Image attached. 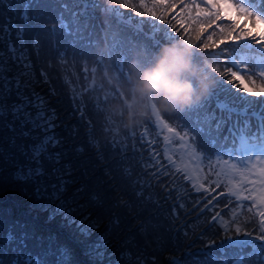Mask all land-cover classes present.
Wrapping results in <instances>:
<instances>
[{"label": "trees", "instance_id": "obj_1", "mask_svg": "<svg viewBox=\"0 0 264 264\" xmlns=\"http://www.w3.org/2000/svg\"><path fill=\"white\" fill-rule=\"evenodd\" d=\"M84 1L7 0V4L0 2V35L5 37L0 41V53L4 54L7 61L5 65L0 66L11 69L8 72L10 78L19 70L30 72L33 80L30 91L34 89L42 95L48 107L55 110L57 114L55 133L63 143L53 151L65 153L59 166L62 169L66 166L70 170V174L64 177L69 183L61 199L74 209L64 215L58 211L57 202L37 197L38 186L57 183L51 175L38 180L20 178L26 173L30 164L29 146L36 141L19 135L22 131L19 121H13L11 115L6 118L0 117V264H12L19 248L22 249V254L19 256H36L40 264H53V251L58 245H67L72 249L74 264H94L92 258L88 261L81 256L86 254V251L84 244L80 242L78 221L85 216L88 217V224L95 222L99 225L94 229L90 240L95 241L103 236L109 241L107 250L113 248L110 261L117 260L118 264H121V253L131 250L138 255L145 252L140 255L144 259V264H188L194 257L187 260L184 250L173 249V236L167 225L166 212L159 211L153 203L145 205L141 210L144 204L138 201L142 198L146 200L149 197L156 198V194L154 192L149 194L147 191L141 196L133 194V184L127 176L132 171L137 172L140 169L137 162L132 159L135 153L122 145L105 146V142L110 141L115 133L107 138L102 135L104 131L101 123L102 113L97 110L96 101H93V95L89 93L90 83L84 77L83 62L79 60L81 53L88 51L93 61L99 60L98 48L102 46V30L108 27H112L122 35L124 39L122 47L125 50L143 48L151 52L162 45L161 39L166 43L171 41L164 39L162 26L157 28L145 22L153 20L147 12H140L143 13L142 15L137 13L140 14L143 30H139L141 35L137 33L133 35L130 31L132 27L128 26L125 20L129 10L122 7L123 0H91L98 4L92 14L79 11V2L84 3ZM108 5L118 6L123 11L124 16L121 17L124 20L109 13L110 11L105 7ZM25 11L28 14L27 20L23 18ZM134 19H137V16ZM90 21L95 24L94 30L87 29V25L84 26ZM201 22L207 23L204 18ZM54 25L58 28L57 34L51 32L47 36L43 30L49 28L51 31ZM155 25L158 24L155 22ZM5 26L9 28L10 36L4 32ZM197 27L198 25L189 29L187 33L176 29L178 40L189 41L194 45ZM20 29H23V35L22 38H17ZM154 29L155 31L151 32ZM198 43L199 41L196 45ZM10 44L19 50L15 55H19L20 52L26 54V63L31 64L30 69L23 68V65L11 59L13 52L9 51ZM202 44L203 42L200 45ZM230 47L224 45L226 50ZM198 48L203 49L200 46ZM203 55L195 53V59L198 62L209 63L211 76L216 71L212 69V63ZM73 68L78 69L82 74L81 83L85 89L87 109L83 107V103L74 91L75 78L67 75L66 70L72 73ZM222 73L220 70L216 75ZM238 88L244 96L241 104L248 108L264 106L263 92L259 91V95L255 94L257 91L247 93L240 84ZM70 90L74 91L73 95L70 94ZM231 101L235 102L238 99L231 98ZM204 105L197 100L170 113L175 115L177 112L176 121L183 122L193 130L195 144L212 153L213 148L221 145L223 139H215L203 123L207 117L202 109ZM90 124L92 137L88 135ZM29 128L30 125H26L23 130ZM202 133L203 138L200 137ZM36 134L33 132V135ZM124 134L127 135V132ZM92 138L101 144L99 150L91 145ZM45 166L50 174L52 165L46 162ZM47 190L49 193L52 191L50 187ZM97 193L100 195L93 200V195ZM158 197L161 198L160 195ZM120 201H125L127 207ZM138 210L141 211L138 213ZM139 219H144L145 222L138 225ZM117 220L119 223H115ZM9 236L13 238L9 239ZM176 236L181 239L182 230H179ZM92 237L94 238L91 239ZM127 241L131 243H126ZM170 252L176 255L175 260L170 257Z\"/></svg>", "mask_w": 264, "mask_h": 264}, {"label": "snow or ice", "instance_id": "obj_2", "mask_svg": "<svg viewBox=\"0 0 264 264\" xmlns=\"http://www.w3.org/2000/svg\"><path fill=\"white\" fill-rule=\"evenodd\" d=\"M7 4V0H0ZM205 0H201L204 3ZM155 5H159L162 8H174L175 4H168L167 0H154ZM207 9L202 8L200 3H196L194 7L196 8L195 16L188 12L187 20L184 18V14L181 13L180 16L176 17L179 21V27L184 32L189 31V26L198 25L196 28L195 39L200 40L201 34L207 31V28L211 27L216 21L223 20L225 17L231 20L230 29L226 30L222 26H217L221 35H225L227 38L232 39L233 42L240 41L242 38L251 37L258 44L264 45V33H257L249 30L244 25L239 24V17L244 15L246 17H254L253 26L256 22L264 23V0H240L239 5L230 3L229 0H206ZM122 7L128 9L134 7L133 4L124 0ZM140 9L147 8V14L149 17H155L156 19H162V16L157 17L156 12L153 8H148L144 0H140L138 5ZM221 12L225 13V16H221ZM235 12V18L228 17L227 14ZM141 15L143 13H140ZM130 15V14H128ZM23 18L27 20V11L24 12ZM204 18L207 24L201 22ZM146 23L153 24L154 27H159L155 25V20L145 21ZM247 24V20L244 22ZM165 31L167 29L165 28ZM4 32L11 35L10 30L7 26L4 27ZM235 32L236 35L232 36ZM23 29H20L17 33V38H22ZM171 36V33H168ZM5 37L0 35V41L4 40ZM173 40H178L179 37H172ZM213 41V35L209 34L206 40L200 45L203 49H209L215 47V43H210ZM225 41L220 40L219 43L223 44ZM189 46L196 48L189 41H185ZM9 51L13 52L11 59L17 64L23 65V68H31L30 63H26V54L20 52L19 55H15L18 49H15L9 45ZM7 61L4 58V54L0 53V65H5ZM102 63V61H98ZM116 72L120 76L125 75V62L121 61L118 65L113 66ZM10 68H0V117H7L11 115L13 121H19L21 132L19 135L23 137H30L33 141H36L33 145H30L31 155L29 156L30 164L27 167L26 173L20 176L21 179H36L51 175L52 178L57 180V183H52L48 186H38L36 188V195L41 199H48L52 202L58 203V211L67 215L74 209L71 206H67V202L61 199L63 193L66 190V185L69 183L64 177L70 174V170L65 166L63 169L59 166L62 157L65 155L62 151H53L58 147L62 146L63 141L55 133V128L57 127L55 121L57 120V114L55 110L48 107L45 98L37 93L34 89L30 91L33 80L31 78L30 72H25L23 70L17 71L11 78L8 75ZM214 71H220V69L214 68ZM230 74L236 81H240L241 85L244 86L245 91L248 90L247 86L244 85L243 77L238 75L237 71L231 69L223 70ZM264 77V73L260 74ZM47 79V77H45ZM97 86H94L91 91H95ZM252 87L257 88L255 81H252ZM264 87V86H261ZM259 95L260 92L255 93ZM15 97V99H13ZM106 98L103 97V100ZM97 110H102V104L97 103ZM155 117L156 122L163 128L168 129L169 132L173 130L169 128V125L161 120L160 113L153 107L151 113ZM111 123V122H109ZM26 125H30L29 130H23ZM11 127V125H9ZM89 137H92L91 124L89 125ZM15 130V129H13ZM109 133L116 132L117 129L109 127L107 129ZM36 132V135H33ZM136 135V133H133ZM168 137H165V141H168ZM183 141L184 137H180ZM140 140H144V135H140ZM13 145L15 141L13 140ZM91 145L94 148L100 149L101 144L97 142L95 138L90 140ZM116 147L115 137L113 140L106 141L105 146ZM184 147V145H181ZM21 151H23V146H21ZM78 151H83V149H78ZM27 155V153H25ZM192 155H195L193 152ZM170 160L171 157H168ZM46 162L52 165L51 173L49 174L45 164ZM157 165H160L159 160H155ZM163 167L162 165H160ZM198 172L199 169L189 171L185 169L188 178L193 181V187L195 191L200 192L201 189L205 193L209 192V189L204 188V185L199 183V178L192 175V172ZM252 171H255L253 169ZM168 172L165 170L160 173V175H167ZM251 173H243V182L239 185H231L227 187L226 195L234 198L237 202L233 204L232 200H229L225 204V211H215L210 215V219L206 220L207 228L200 233L199 239L207 244V248L204 251V256L207 259L196 260L193 258V264H245L248 256H256L258 258V264H264V166H262L258 172H256L257 178L254 180H249L248 176ZM155 175V174H154ZM215 186L219 188L220 181L214 182ZM230 183V182H229ZM251 187H248V185ZM48 187L52 189L51 193L48 192ZM79 191V190H78ZM100 195L99 193L93 195L92 199L96 200V197ZM134 195L140 196L141 193H134ZM225 195V193H220V196ZM213 201L219 203V198L217 196H212L208 198L201 209L204 212L209 209L210 205H213ZM250 201L248 205H244L243 202ZM127 207L125 201H120ZM231 205V207H229ZM183 207V205H180ZM240 206L247 207V212L253 213V209H259L258 212L253 213V217L250 220H239V213L237 208ZM258 216V220L256 217ZM199 218V217H197ZM88 217L85 216L83 220L80 221L79 236L81 237V243L85 246V251L88 256H90L94 264H104L105 258L107 256V249L109 247V241L101 236L95 241H91L90 237L92 235V230L99 227L95 222H91L85 226V221ZM119 223V221H115ZM210 233V235H209ZM208 237L204 240V237ZM13 237L9 236V239ZM126 243H131L127 241ZM215 253V255H213ZM221 257H227L223 259ZM121 264H144V259L142 256L132 252L131 250H125L121 253ZM37 264H40L37 261ZM53 264H74L73 252L67 245H58L53 251Z\"/></svg>", "mask_w": 264, "mask_h": 264}, {"label": "rangeland", "instance_id": "obj_3", "mask_svg": "<svg viewBox=\"0 0 264 264\" xmlns=\"http://www.w3.org/2000/svg\"><path fill=\"white\" fill-rule=\"evenodd\" d=\"M191 1V0H188ZM187 0H179L178 2H168V4H175L174 8H162L159 5L154 4V0H144V2L147 4L148 8H153V10L156 12V16L160 17L162 16V19H156L153 17L152 19L155 20V22L162 26L163 29V37L167 41H174L172 37H176V29H178L179 32H182V30L179 27V21L176 19V17L180 16L181 13L184 14L185 20H187V15L189 11H194L189 4ZM124 2V0H123ZM128 3L133 4L134 7L128 8L129 14H126L125 20L128 23V26L132 27L131 33L133 35H141L139 30H143L142 21L139 18V15L137 13L140 12H147L146 9H140L138 7L140 0H127ZM192 3H200L207 6L206 2L201 3V0H192ZM80 12H87L89 14H92L91 12H95V10L98 7V4L96 2H91V0H85L84 3L79 2ZM83 4V7H82ZM108 8L109 13H112L114 16H118L117 18L120 20H124L121 16H124L123 11L119 9L118 6L108 5L105 6ZM105 9V8H101ZM194 11V16H195ZM223 14H225L223 12ZM228 15L233 16V12L228 13ZM137 16V19H134V17ZM254 19V17H253ZM227 19H223L220 21H216L212 24L211 27L207 28V31L201 34V38L199 40V43L197 40H194V45L196 46L195 53L197 54H204L203 56L207 58L212 63V69L217 68L222 70L221 75H216L219 71H216L213 73L211 78V86L208 89V91L200 98L198 101L204 103L205 105H208L209 107L221 111L222 113H225L228 116V123L226 124V127L229 128V125L231 124V121L234 116H258L260 118H264V113H252L251 110L255 107L248 108L246 105L241 104L240 102L243 100V92L240 91L238 86H234V81L229 77L230 74L223 71L225 69H228L225 67L226 63V57L225 52L226 49H224V45L230 42L229 38L222 37L221 35H216L215 32H219V26H228ZM137 24H135V23ZM87 25V26H86ZM87 29H93L95 27V24L93 21L87 22L84 24ZM196 25L189 26V29L195 27ZM264 26V23H263ZM165 28L167 31H165ZM58 28L56 25L51 27V31L49 28H46L43 30V32L49 36L52 33L55 35L57 34ZM152 30L151 32H154ZM168 33H171V36L168 35ZM209 34L213 35V41L211 43H215V47H211L209 49H200L198 48L201 44V42H204ZM123 38L120 33H117L112 27H108L107 29L102 30V46H100L99 49V60L102 61V63H98V61H93L90 52L88 53H81L82 55L79 57V60L83 62L82 71L84 72V77L88 76L91 79V82H96L95 85L90 86V89H92L94 86L96 87L95 91H91L89 89V93L95 95L96 97V104L99 102L102 104L103 96L98 94V88L99 84L97 81L98 75L102 74L105 70H111L115 71L114 65H118L121 61L126 62L128 59V53L132 51L131 48L125 50L122 47L123 44ZM224 40L225 42L223 44H220L219 41ZM95 43V42H94ZM166 43L161 39V44ZM243 51H247V49H251L252 47L250 44H254L257 46L261 51H264V45L258 44L255 40L251 39L250 41H246L243 43ZM94 52V51H92ZM204 58V59H205ZM245 58V57H242ZM67 62V60H66ZM0 68H2L0 66ZM259 73L257 74L258 80H261L264 77H260L261 73H264V67L260 66L258 68ZM68 76H72L73 78L82 79V74H80V71L76 68H73L72 73L70 70H66ZM224 75V76H223ZM221 82V83H220ZM261 86H264V80L262 81ZM81 92V90L79 91ZM247 93H249L247 91ZM231 98H236L238 101L232 102ZM240 98V99H239ZM220 105V106H219ZM162 115L161 120L164 121V123L169 125V128H171L173 131L169 132L168 129L163 128L160 126L157 122L154 116L150 114V116L143 121L146 125H148V120L151 121V129L150 131L145 134L143 142L140 140V131L138 129H135L133 133H136L137 141L140 143L139 149L137 151H144L143 153V162L137 163V166H140L139 171L137 172H131L129 176H127V179L131 181L133 184V194L134 193H141L143 194L144 191L156 194V198L149 197L148 200L145 198L140 199L138 202H143V206L141 207V210L144 208L145 205L153 203L155 207L159 211H165L167 216V225L169 227V230L171 232L172 237V243H173V249L179 250L182 249L184 252H186V258L187 260L192 259L193 257L196 260H204L207 259V257L204 256V251L207 248V244L202 242L201 239L198 237L200 236V233L204 231L207 228V224L205 223L206 220H209V217L206 218L201 213V209L203 208V202L210 197L211 195H206L203 197L196 198V201L194 204L188 203L185 200H183L176 192H174L171 185L168 183L169 178L164 175L163 177H160L158 174L155 173L157 171L158 166L155 163V152L152 150V144L148 143V140L146 137H151L152 140H157L159 143V148L166 151L167 158L171 157V161H173L172 156L176 154L179 146L185 150V156L181 157V160L176 165V170L181 171L185 169H188L189 171L199 169L198 172L193 171L192 175L198 177V174L201 178L205 179L210 185H215V181L219 179L220 185L224 186L227 183L228 179V185H239L243 182L242 173L239 171H234L230 168L229 164H226V171L224 167L218 165L219 163L223 164V158L224 156L222 154H215V156H208L205 160H203V155L199 153L195 148L193 149V152L195 155H197V158L195 155H192V153L189 152L190 148V139L193 140L195 138L193 130L189 129L188 126L184 125L183 122L179 123L176 121V117L178 116V113L175 112L174 114L171 113H164L160 112ZM252 114V115H248ZM219 120V117L216 118V121ZM57 124V123H56ZM192 127V126H191ZM109 127L105 128L108 129ZM115 129L114 127H112ZM227 128V129H228ZM226 129V132H227ZM120 130H118L119 132ZM124 132L128 130H123ZM108 131H106L107 133ZM226 132L223 135V141L227 142L228 145L223 147L221 149V152L227 155L229 158L233 159V155L229 150L232 148V145H229L233 143L231 139H228L226 137ZM130 134V131L129 133ZM142 134H144L142 132ZM204 134L202 133L200 135L201 138H203ZM165 137H168V141H165ZM180 137H184V140L182 141ZM181 145H184L182 147ZM99 150V149H97ZM203 153H206V151H203ZM164 153H162L163 155ZM138 155V154H137ZM214 155V154H213ZM136 156V154H135ZM134 158V157H133ZM166 162L169 161V159H164ZM228 161V159H226ZM237 162L234 161V164ZM126 164H129L126 162ZM162 165V163H160ZM184 165V167H183ZM203 166L204 173L201 172ZM243 168H248L250 170L249 180L256 179L252 173H255V171H252L253 169L249 166L242 165ZM228 175H227V173ZM186 173V172H185ZM155 174V175H154ZM175 178L174 183L181 182V179ZM188 177V175H187ZM229 177V178H228ZM191 182H193L191 179H189ZM237 182H236V181ZM230 182V183H229ZM138 183V184H136ZM136 185V186H135ZM124 191V189H122ZM140 195V196H141ZM161 196L159 198L158 196ZM217 196V195H216ZM219 198V197H218ZM156 201V202H155ZM137 202V203H138ZM180 205H183L181 207ZM138 210V213L141 211ZM211 209L205 211V215L207 212H209ZM259 210V209H258ZM199 217V218H197ZM83 220V219H82ZM81 221V220H80ZM80 221H78V225L80 224ZM145 222L144 219H139L137 221V224H143ZM88 224V221H85V225ZM182 230L183 236L181 239L177 238L176 233ZM92 230V235H93ZM91 235V236H92ZM210 235V233H209ZM92 237L91 239H93ZM207 236L204 237V240H207ZM199 245V246H198ZM22 249L19 248L17 251L18 255L15 256L14 262L12 264H37L38 258L36 256L30 257V256H24L19 254H22ZM81 253V252H79ZM145 252L140 253V255H143ZM113 254V248L107 250V256L105 258L104 264H118L117 260L110 261L111 255ZM170 257L175 260V256L172 252L169 253ZM215 255V253H213ZM82 258L87 259L88 261L91 260V257L87 254L81 255ZM109 259L108 261L106 259ZM223 259H226L227 257H221ZM188 264H193V260H191Z\"/></svg>", "mask_w": 264, "mask_h": 264}, {"label": "clouds", "instance_id": "obj_4", "mask_svg": "<svg viewBox=\"0 0 264 264\" xmlns=\"http://www.w3.org/2000/svg\"><path fill=\"white\" fill-rule=\"evenodd\" d=\"M195 48L174 40L147 52L128 53L125 75L105 70L98 75L102 101V131L107 127L131 130L153 111L170 113L200 99L210 88L211 68L195 59ZM111 122V123H109Z\"/></svg>", "mask_w": 264, "mask_h": 264}]
</instances>
